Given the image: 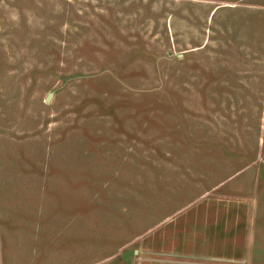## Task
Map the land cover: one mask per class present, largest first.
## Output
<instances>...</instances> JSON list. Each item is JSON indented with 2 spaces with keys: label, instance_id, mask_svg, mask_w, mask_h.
I'll return each mask as SVG.
<instances>
[{
  "label": "rangeland",
  "instance_id": "1",
  "mask_svg": "<svg viewBox=\"0 0 264 264\" xmlns=\"http://www.w3.org/2000/svg\"><path fill=\"white\" fill-rule=\"evenodd\" d=\"M245 172L260 222L264 0H0V264H135Z\"/></svg>",
  "mask_w": 264,
  "mask_h": 264
},
{
  "label": "crops",
  "instance_id": "2",
  "mask_svg": "<svg viewBox=\"0 0 264 264\" xmlns=\"http://www.w3.org/2000/svg\"><path fill=\"white\" fill-rule=\"evenodd\" d=\"M246 175L248 186L232 184V174L177 210L161 231L164 241L135 264H264V220L256 221L255 202L246 193L262 177ZM158 232L151 237L159 238Z\"/></svg>",
  "mask_w": 264,
  "mask_h": 264
},
{
  "label": "water",
  "instance_id": "3",
  "mask_svg": "<svg viewBox=\"0 0 264 264\" xmlns=\"http://www.w3.org/2000/svg\"><path fill=\"white\" fill-rule=\"evenodd\" d=\"M51 94V92L48 93L47 97L46 98H49V95Z\"/></svg>",
  "mask_w": 264,
  "mask_h": 264
}]
</instances>
